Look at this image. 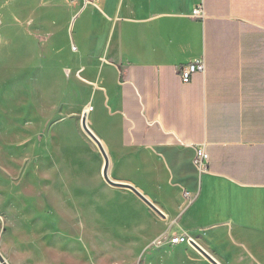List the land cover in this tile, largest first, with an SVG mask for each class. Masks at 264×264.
Listing matches in <instances>:
<instances>
[{
	"label": "crops",
	"instance_id": "crops-1",
	"mask_svg": "<svg viewBox=\"0 0 264 264\" xmlns=\"http://www.w3.org/2000/svg\"><path fill=\"white\" fill-rule=\"evenodd\" d=\"M12 1L0 0V25L17 18L24 30L30 7L36 49L82 81L108 177L161 214L95 182L114 196L112 219L128 217L118 234L185 235L219 264H264V0ZM197 6L203 19L192 17ZM200 61L204 73L183 83L179 68Z\"/></svg>",
	"mask_w": 264,
	"mask_h": 264
},
{
	"label": "rangeland",
	"instance_id": "rangeland-1",
	"mask_svg": "<svg viewBox=\"0 0 264 264\" xmlns=\"http://www.w3.org/2000/svg\"><path fill=\"white\" fill-rule=\"evenodd\" d=\"M29 8L18 17L24 30L17 18L0 25V254L8 264H210L189 245L168 244V236H142L141 226L136 236L118 234L128 217L112 219L107 199L114 196L95 187L109 185L81 127L82 81L36 49L41 38Z\"/></svg>",
	"mask_w": 264,
	"mask_h": 264
},
{
	"label": "built area",
	"instance_id": "built-area-1",
	"mask_svg": "<svg viewBox=\"0 0 264 264\" xmlns=\"http://www.w3.org/2000/svg\"><path fill=\"white\" fill-rule=\"evenodd\" d=\"M89 3H94V0H90V1L85 0L84 1V5H87ZM192 17L198 18V19H203L205 17L203 7L197 6L196 8H194V10L192 11ZM204 71H205V66H204L203 61L185 64L179 68V73H180V76H181L183 83H188L190 80V77L194 73H204ZM207 161H208V156L203 150L196 152V155L194 158V163L196 164V166L198 168L205 171L207 168ZM185 195L187 196L188 193L185 192ZM167 236L170 237V239L168 240V244L174 245V246L184 245V244L191 246L192 243H196L192 238L185 236V235L171 236V234H166L162 237L165 238Z\"/></svg>",
	"mask_w": 264,
	"mask_h": 264
},
{
	"label": "water",
	"instance_id": "water-1",
	"mask_svg": "<svg viewBox=\"0 0 264 264\" xmlns=\"http://www.w3.org/2000/svg\"><path fill=\"white\" fill-rule=\"evenodd\" d=\"M81 127L83 129V131L87 134V136L96 144L102 158L104 161L103 164V170H102V177L104 179V181L113 188H123V189H128L131 192H133L142 202H144L154 213H156L157 215H161L159 210L153 206L144 196H142L136 189H134L132 186H128V185H123V184H119L116 182H113L112 180H110V178L108 177V158L106 157L103 148L100 144V142L98 141V139L95 137V135L89 130L88 126H87V114H83L82 118H81ZM0 232H1V225H0ZM191 246L206 260L208 261L210 264H219L214 258H212V256H210L205 250H203L199 245H197L196 243H192ZM0 264H8L6 262V260L3 258V256L0 254Z\"/></svg>",
	"mask_w": 264,
	"mask_h": 264
},
{
	"label": "bare ground",
	"instance_id": "bare-ground-1",
	"mask_svg": "<svg viewBox=\"0 0 264 264\" xmlns=\"http://www.w3.org/2000/svg\"><path fill=\"white\" fill-rule=\"evenodd\" d=\"M87 110H88V109H87ZM87 110H85V111L87 112ZM72 151H73V150H72ZM77 152H78V151H77ZM69 154H70V152H69ZM74 154H75V153H73V155H74ZM73 155H72V156H73ZM69 156L71 157V155H69ZM67 157H68V156H67ZM70 159H71V158H70ZM72 160H73V159H72ZM74 163H76V162H74ZM71 164H72V163H71ZM83 168H84V167H83ZM80 172H81V171H80ZM74 193H76V192L74 191ZM77 194H78V192H77ZM77 194H76V195H77ZM118 211H119V209H118ZM111 212H112V211H111ZM112 213H113V212H112ZM127 213H128V212H127ZM114 214H115V213H114ZM114 214H113V215H114ZM125 218H126V216H125ZM108 219H109V217H108ZM118 220H120V219H118ZM116 221H117V219H116ZM122 221H123V219H122ZM129 222H130V221H129ZM117 224H118V226H119L120 222H119V223L117 222ZM105 226H106V225H105ZM121 226H122V224H121ZM124 226H125V225H124ZM125 228H126V227H125ZM111 230H112V229H111ZM113 231H114V229H113ZM115 231H116V230H115ZM112 234H114V233H112ZM115 238H116V237H115ZM117 238H118V237H117Z\"/></svg>",
	"mask_w": 264,
	"mask_h": 264
}]
</instances>
